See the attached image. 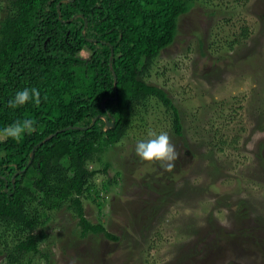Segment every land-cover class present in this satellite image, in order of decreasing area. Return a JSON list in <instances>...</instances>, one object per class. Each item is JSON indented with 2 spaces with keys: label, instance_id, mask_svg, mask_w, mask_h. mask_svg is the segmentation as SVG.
Wrapping results in <instances>:
<instances>
[{
  "label": "rangeland",
  "instance_id": "obj_1",
  "mask_svg": "<svg viewBox=\"0 0 264 264\" xmlns=\"http://www.w3.org/2000/svg\"><path fill=\"white\" fill-rule=\"evenodd\" d=\"M147 80L178 110L180 133L151 100L86 164L108 165L91 177L98 192L104 178L119 179L101 206L82 198L86 220L117 239L81 237L74 213L57 209L33 231L45 233L49 263L29 264H264V0H194ZM149 130L168 133L173 171L135 154ZM11 231L0 222V247Z\"/></svg>",
  "mask_w": 264,
  "mask_h": 264
},
{
  "label": "trees",
  "instance_id": "obj_2",
  "mask_svg": "<svg viewBox=\"0 0 264 264\" xmlns=\"http://www.w3.org/2000/svg\"><path fill=\"white\" fill-rule=\"evenodd\" d=\"M193 1L5 0L0 129L30 118L36 131L19 143L0 138V222L12 229V242L5 239L0 247L4 264H29L33 257L49 263L47 243L43 251L39 246L45 233L33 231L52 220L57 209L74 213L81 237L102 233L117 239L100 220H86L82 198L101 206L100 192L119 179L104 178L98 192L91 177L108 165L88 169L86 164L117 142L130 128L129 118L140 107L147 111L151 100L162 105L173 131L180 133L178 110L147 78L159 52L173 41L178 17ZM24 88L38 89L41 104L9 108V100ZM97 114L112 118V126L103 128L100 117L89 125Z\"/></svg>",
  "mask_w": 264,
  "mask_h": 264
},
{
  "label": "clouds",
  "instance_id": "obj_3",
  "mask_svg": "<svg viewBox=\"0 0 264 264\" xmlns=\"http://www.w3.org/2000/svg\"><path fill=\"white\" fill-rule=\"evenodd\" d=\"M46 100L47 97H44ZM33 102L39 106L41 104V94L36 88H24L18 91L14 98L9 100L8 107L16 109L26 105L28 102ZM36 121L33 119H24L15 121L11 125L0 129V138H11L16 142H20L25 134L31 135L36 131ZM148 139L140 140L135 145V154L144 162L149 164L159 163L160 167L167 172L173 171L175 162L179 159L175 145L171 143L167 132L157 133L149 130L147 133Z\"/></svg>",
  "mask_w": 264,
  "mask_h": 264
},
{
  "label": "water",
  "instance_id": "obj_4",
  "mask_svg": "<svg viewBox=\"0 0 264 264\" xmlns=\"http://www.w3.org/2000/svg\"><path fill=\"white\" fill-rule=\"evenodd\" d=\"M85 21L83 22V24L85 25ZM110 54H111V50H110ZM111 73H112V76H113V86L115 85V78H114V73H113V71L111 70ZM104 100H105V97L104 98H102V100H101V102H100V107L101 108H104L105 106H104ZM97 117H100V118H102L103 120H104V126H103V128H109V127H111L112 126V124H113V120H112V118H110V120H106L105 119V117L103 116V115H100V114H97L95 117H93L92 119H91V121H90V123H89V125L90 124H92L93 123V121L95 120V118H97ZM49 136H47L46 138H48ZM29 157L31 158L32 157V149L30 150V154H29ZM29 162V161H28ZM11 179H12V177H11Z\"/></svg>",
  "mask_w": 264,
  "mask_h": 264
}]
</instances>
